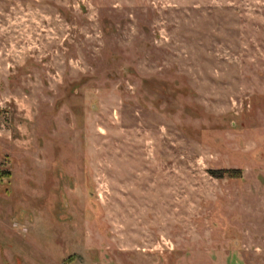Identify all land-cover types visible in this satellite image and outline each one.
<instances>
[{
    "label": "rangeland",
    "instance_id": "obj_1",
    "mask_svg": "<svg viewBox=\"0 0 264 264\" xmlns=\"http://www.w3.org/2000/svg\"><path fill=\"white\" fill-rule=\"evenodd\" d=\"M0 264H264V0H0Z\"/></svg>",
    "mask_w": 264,
    "mask_h": 264
}]
</instances>
